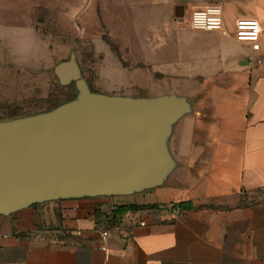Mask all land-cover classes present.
Wrapping results in <instances>:
<instances>
[{
    "label": "crops",
    "instance_id": "crops-1",
    "mask_svg": "<svg viewBox=\"0 0 264 264\" xmlns=\"http://www.w3.org/2000/svg\"><path fill=\"white\" fill-rule=\"evenodd\" d=\"M108 3L130 33L118 41L126 59L112 75L127 80L100 92L186 99L190 111L166 140L173 168L141 196L150 208L133 221L111 217L124 196L0 215V264H264V0ZM213 5L223 10V30L192 29L191 13ZM240 19L261 24L259 49L236 39Z\"/></svg>",
    "mask_w": 264,
    "mask_h": 264
},
{
    "label": "water",
    "instance_id": "water-1",
    "mask_svg": "<svg viewBox=\"0 0 264 264\" xmlns=\"http://www.w3.org/2000/svg\"><path fill=\"white\" fill-rule=\"evenodd\" d=\"M184 9L177 8V17ZM80 95L51 112L0 124V215L67 198L128 196L161 185L173 168L172 126L185 98L91 91L72 58L58 66Z\"/></svg>",
    "mask_w": 264,
    "mask_h": 264
},
{
    "label": "rangeland",
    "instance_id": "rangeland-1",
    "mask_svg": "<svg viewBox=\"0 0 264 264\" xmlns=\"http://www.w3.org/2000/svg\"><path fill=\"white\" fill-rule=\"evenodd\" d=\"M104 1L0 0V124L45 114L77 99L76 83L66 84L57 74L58 66L72 58L95 93L110 92L127 80L113 76L119 58L126 59L127 48L118 41L125 43L130 33L125 24L121 27L122 13H112ZM181 125L175 124L172 133ZM146 191L113 198L117 210L112 219L133 221L135 214L149 209L141 202Z\"/></svg>",
    "mask_w": 264,
    "mask_h": 264
},
{
    "label": "built area",
    "instance_id": "built-area-1",
    "mask_svg": "<svg viewBox=\"0 0 264 264\" xmlns=\"http://www.w3.org/2000/svg\"><path fill=\"white\" fill-rule=\"evenodd\" d=\"M189 25L194 30L199 31H222L224 28L223 10L218 5L198 9L191 13ZM262 34V26L257 20L240 19L236 23V39L240 42H248L259 49L258 41ZM108 237V233L103 234V241ZM101 249H105L103 245Z\"/></svg>",
    "mask_w": 264,
    "mask_h": 264
},
{
    "label": "trees",
    "instance_id": "trees-1",
    "mask_svg": "<svg viewBox=\"0 0 264 264\" xmlns=\"http://www.w3.org/2000/svg\"><path fill=\"white\" fill-rule=\"evenodd\" d=\"M91 91H93V90H91ZM34 205H36V204H34ZM181 208H184V209H194L195 207L191 203H186V204L181 205Z\"/></svg>",
    "mask_w": 264,
    "mask_h": 264
}]
</instances>
